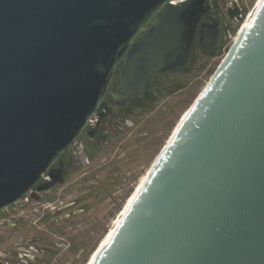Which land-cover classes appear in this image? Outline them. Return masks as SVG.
I'll return each mask as SVG.
<instances>
[{
  "label": "water",
  "instance_id": "95a60500",
  "mask_svg": "<svg viewBox=\"0 0 264 264\" xmlns=\"http://www.w3.org/2000/svg\"><path fill=\"white\" fill-rule=\"evenodd\" d=\"M210 1L0 0V210L105 95L122 107L186 69ZM199 29L212 50L219 19ZM233 41L92 264H264V0Z\"/></svg>",
  "mask_w": 264,
  "mask_h": 264
},
{
  "label": "rangeland",
  "instance_id": "374dc122",
  "mask_svg": "<svg viewBox=\"0 0 264 264\" xmlns=\"http://www.w3.org/2000/svg\"><path fill=\"white\" fill-rule=\"evenodd\" d=\"M241 1L247 11L242 22L229 28L223 23L219 44L212 52L203 53L195 47L189 68L168 77L169 86L136 120L137 126L110 146L97 150L93 160L72 176L71 180L78 179L74 186L59 189L65 193L60 194V200L76 203L48 219L49 231L43 233L48 235L50 243H55L53 246L58 252L50 264H73L77 257L76 264H87L90 260L126 199L167 143L181 115L213 76L257 2ZM224 21L228 22L226 16ZM69 213H72L70 217L63 216Z\"/></svg>",
  "mask_w": 264,
  "mask_h": 264
},
{
  "label": "flooded vegetation",
  "instance_id": "af4514ba",
  "mask_svg": "<svg viewBox=\"0 0 264 264\" xmlns=\"http://www.w3.org/2000/svg\"><path fill=\"white\" fill-rule=\"evenodd\" d=\"M211 9L203 15L199 23L194 40L190 61L186 67L189 68L195 47H199L203 53L212 52L219 44L221 27L224 23L227 28L240 24L247 11L241 0H211ZM224 2V7L222 6ZM219 19L220 33L218 42L212 50H207L200 42V25L205 23L208 16ZM224 16L228 22L225 23ZM124 59L120 62L123 64ZM202 61L199 62V65ZM119 63V64H120ZM121 67V66H120ZM119 65L111 81H117L119 86ZM184 69L183 71H185ZM157 74L151 78V88L144 97L136 99L129 104L121 106L112 105L105 95L97 108L92 119L81 132L77 140L70 145L57 161L50 166L45 176L40 179L25 195L17 202L0 210V264H50L57 256L55 243H50L46 234L49 231V218L60 213L65 207L72 206L76 201L64 203L60 200L64 189L76 184L71 180L72 176L79 172L85 164L90 163L92 155L96 151L110 146L118 137L129 129L135 128L136 120L144 114L146 109L153 104L157 96L161 95L169 86L167 79L172 74ZM109 84V89L113 90ZM88 175L87 172L84 173ZM87 174V175H86ZM52 183L47 189L39 187L46 183ZM59 195H58V194ZM74 210L72 213H75ZM72 213L67 216L70 217ZM46 232V233H43ZM78 257L73 260L76 264Z\"/></svg>",
  "mask_w": 264,
  "mask_h": 264
},
{
  "label": "bare ground",
  "instance_id": "6f19581e",
  "mask_svg": "<svg viewBox=\"0 0 264 264\" xmlns=\"http://www.w3.org/2000/svg\"><path fill=\"white\" fill-rule=\"evenodd\" d=\"M260 0H257V2L255 3L254 7L250 10V13H248L247 18L245 19L240 31L245 27V25L247 24L248 20L250 19L252 13L254 12V10L256 9L257 5L259 4ZM188 108L183 115H181V119L179 121H177V125L174 128L173 132L170 135V138L168 139V141L172 138V136L174 135L175 131L177 130L179 124L181 123L180 121H182L187 113L189 112ZM167 141V142H168ZM159 155V154H158ZM157 159V158H156ZM156 159L153 161L155 162ZM152 162V163H153ZM154 164V163H153ZM153 164L150 166V168L147 169V172L142 175V177L140 178L139 182L136 184L135 188L133 189L132 193L128 196V198L126 199V202L124 203L121 212L119 213L118 216H116L113 225L111 226L110 230L108 231V233L103 237V239L101 240V243H99V246L97 247V249L95 250V252L93 253L92 256H90V260H88L87 264H92L94 259L96 258L95 256H97V254L99 253L100 249L103 248L106 243H108V241L110 240L111 236L113 235V233L115 232V229L118 227V225L120 224L121 220H122V216H124L126 214V212L128 211V209L130 208L132 202L134 201V199L136 198L140 188L142 187L143 183L145 182V180L147 179V175H149V173L151 172L152 166Z\"/></svg>",
  "mask_w": 264,
  "mask_h": 264
}]
</instances>
